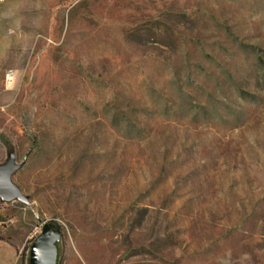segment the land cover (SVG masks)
<instances>
[{
  "label": "rangeland",
  "instance_id": "obj_1",
  "mask_svg": "<svg viewBox=\"0 0 264 264\" xmlns=\"http://www.w3.org/2000/svg\"><path fill=\"white\" fill-rule=\"evenodd\" d=\"M11 151L0 264H264V0L0 2Z\"/></svg>",
  "mask_w": 264,
  "mask_h": 264
},
{
  "label": "water",
  "instance_id": "obj_2",
  "mask_svg": "<svg viewBox=\"0 0 264 264\" xmlns=\"http://www.w3.org/2000/svg\"><path fill=\"white\" fill-rule=\"evenodd\" d=\"M26 165V159L19 163L15 152L7 154L6 161L0 165V200L3 202L19 201L25 205L31 203L30 197L14 183L13 176ZM61 232L55 226L44 224L42 232L34 240L30 249V264H58L57 243Z\"/></svg>",
  "mask_w": 264,
  "mask_h": 264
},
{
  "label": "built area",
  "instance_id": "obj_3",
  "mask_svg": "<svg viewBox=\"0 0 264 264\" xmlns=\"http://www.w3.org/2000/svg\"><path fill=\"white\" fill-rule=\"evenodd\" d=\"M3 1H5V0H0V2H3ZM11 73H14V72L13 71H8L6 73V75H5V78H6L7 82H10V80H11Z\"/></svg>",
  "mask_w": 264,
  "mask_h": 264
},
{
  "label": "trees",
  "instance_id": "obj_4",
  "mask_svg": "<svg viewBox=\"0 0 264 264\" xmlns=\"http://www.w3.org/2000/svg\"><path fill=\"white\" fill-rule=\"evenodd\" d=\"M56 229H59L57 226H55Z\"/></svg>",
  "mask_w": 264,
  "mask_h": 264
},
{
  "label": "bare ground",
  "instance_id": "obj_5",
  "mask_svg": "<svg viewBox=\"0 0 264 264\" xmlns=\"http://www.w3.org/2000/svg\"><path fill=\"white\" fill-rule=\"evenodd\" d=\"M12 76V75H11ZM12 78V77H11Z\"/></svg>",
  "mask_w": 264,
  "mask_h": 264
}]
</instances>
